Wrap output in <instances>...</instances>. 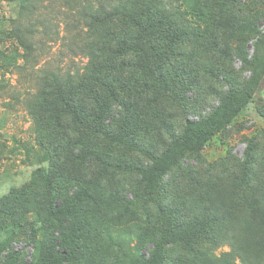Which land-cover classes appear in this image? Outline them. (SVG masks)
I'll use <instances>...</instances> for the list:
<instances>
[{
    "label": "rangeland",
    "instance_id": "374dc122",
    "mask_svg": "<svg viewBox=\"0 0 264 264\" xmlns=\"http://www.w3.org/2000/svg\"><path fill=\"white\" fill-rule=\"evenodd\" d=\"M125 3L172 13L190 36L163 70L174 96L135 103L141 113L131 130L149 153L92 140L100 153L152 165L151 155L229 92L247 102L201 150H171L175 166L152 187L137 174H109L100 190L107 205L91 201L89 211L52 219L37 172H52L62 150L43 140L54 133L61 141L69 129L47 119L46 76L82 72L89 61L80 6ZM77 7L0 0V264H264V0H80ZM95 167L83 162L76 174L85 178ZM206 212L216 222L202 229Z\"/></svg>",
    "mask_w": 264,
    "mask_h": 264
},
{
    "label": "trees",
    "instance_id": "16d2710c",
    "mask_svg": "<svg viewBox=\"0 0 264 264\" xmlns=\"http://www.w3.org/2000/svg\"><path fill=\"white\" fill-rule=\"evenodd\" d=\"M78 2L80 0H66L70 8L77 7ZM79 9L87 26L89 40L84 46L88 47L89 61L82 72H51L46 76L45 86L47 119L57 127L69 129L61 141L54 140V133L43 140L51 150H62V153L57 155L52 172H37L43 182L47 215L59 221L62 216L70 219L82 210L89 211L91 201L107 205L104 203L106 195L100 190L109 174H137L147 181L145 188L152 187L175 166L169 155L171 150L175 149L178 155H183L186 150H201L247 102L246 97L229 92L210 115L188 120L183 132L172 138L163 153L151 155L152 165L143 167L100 153L92 146V140L149 153L136 142L131 130L141 113L137 104L145 99L143 97H154L155 100L174 96V88L166 86L163 70L169 65L177 44L186 40L190 33L183 24L171 20L172 13L157 14L149 7L138 10L125 3L100 4L96 8L80 6ZM100 27L101 34H90L94 38L88 36V30ZM23 43L30 53L32 44ZM175 83L173 79L171 84ZM74 147L75 151L72 150ZM83 162L96 164L95 170L88 174L91 181L84 182L88 175L84 178L76 174V167ZM69 186H73L72 190ZM57 200H60L59 204H56ZM204 219L202 229H207L208 225L212 227L216 222V217L209 212L205 213ZM81 222L85 223V220ZM194 223H199L198 218ZM166 235L170 234L167 232ZM197 242L195 240L193 244Z\"/></svg>",
    "mask_w": 264,
    "mask_h": 264
}]
</instances>
